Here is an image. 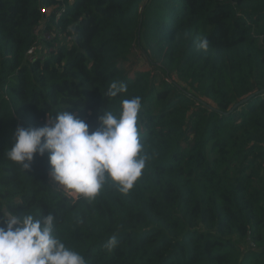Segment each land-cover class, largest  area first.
<instances>
[{"label": "trees", "instance_id": "trees-1", "mask_svg": "<svg viewBox=\"0 0 264 264\" xmlns=\"http://www.w3.org/2000/svg\"><path fill=\"white\" fill-rule=\"evenodd\" d=\"M42 21L68 41L28 56ZM263 89L264 0H0V215H53L86 264H264ZM135 96L146 163L127 191L106 174L74 197L47 153L7 155L18 126L70 111L95 130Z\"/></svg>", "mask_w": 264, "mask_h": 264}, {"label": "clouds", "instance_id": "clouds-1", "mask_svg": "<svg viewBox=\"0 0 264 264\" xmlns=\"http://www.w3.org/2000/svg\"><path fill=\"white\" fill-rule=\"evenodd\" d=\"M198 47L207 50L209 40L202 37ZM125 83H112L110 95L127 93ZM141 109L139 96L121 100L119 115L106 111L98 117L99 127L90 125L73 112H60L44 126H18L8 157L30 168L35 156L48 154L50 175L70 190L94 197L105 175L131 189L145 167L138 129ZM2 211V209H0ZM0 264H86L78 251L53 235L55 218L49 214L36 219L32 214L0 215ZM111 237L109 246H115Z\"/></svg>", "mask_w": 264, "mask_h": 264}, {"label": "built area", "instance_id": "built-area-1", "mask_svg": "<svg viewBox=\"0 0 264 264\" xmlns=\"http://www.w3.org/2000/svg\"><path fill=\"white\" fill-rule=\"evenodd\" d=\"M45 13L48 11V9L43 10ZM62 11L57 12V17L59 18L62 15ZM45 21H42L34 30V43L32 47L29 49L27 55L31 57H37V58H44L47 56L49 50L47 48L48 43L54 42L55 45L59 44L55 42V38H59L64 41H68L67 37H64L63 34L58 33L56 28H52L47 30L45 28ZM74 191V190H72ZM75 192V191H74ZM83 194L75 192L73 194L74 197L81 196Z\"/></svg>", "mask_w": 264, "mask_h": 264}, {"label": "rangeland", "instance_id": "rangeland-1", "mask_svg": "<svg viewBox=\"0 0 264 264\" xmlns=\"http://www.w3.org/2000/svg\"><path fill=\"white\" fill-rule=\"evenodd\" d=\"M56 42L59 43V44H62V43H64L65 41H64V40H61V39H58ZM135 51H136V52H135ZM138 55H140V52L134 49V57H137ZM57 187H58V188H61L62 190L67 189V188H63V187H59V186H57Z\"/></svg>", "mask_w": 264, "mask_h": 264}, {"label": "crops", "instance_id": "crops-1", "mask_svg": "<svg viewBox=\"0 0 264 264\" xmlns=\"http://www.w3.org/2000/svg\"><path fill=\"white\" fill-rule=\"evenodd\" d=\"M52 181L55 182L56 186H59V187H63V188H66L65 186L59 184L58 182H56L52 177H51Z\"/></svg>", "mask_w": 264, "mask_h": 264}, {"label": "water", "instance_id": "water-1", "mask_svg": "<svg viewBox=\"0 0 264 264\" xmlns=\"http://www.w3.org/2000/svg\"><path fill=\"white\" fill-rule=\"evenodd\" d=\"M260 92H264V89H263V90H261ZM237 105H238V104H237ZM237 105H235L234 107H236ZM3 213H4V214H6V213H7V214L11 215V214L9 213V211H8V210H6V209H5V210H3Z\"/></svg>", "mask_w": 264, "mask_h": 264}]
</instances>
